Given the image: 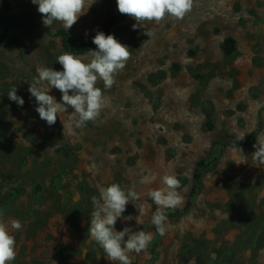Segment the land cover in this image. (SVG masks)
<instances>
[{
  "label": "rangeland",
  "instance_id": "1",
  "mask_svg": "<svg viewBox=\"0 0 264 264\" xmlns=\"http://www.w3.org/2000/svg\"><path fill=\"white\" fill-rule=\"evenodd\" d=\"M117 11L116 0H85L68 31L76 42L91 39ZM134 23L128 17L112 29L131 55L110 89L98 79L99 118L77 128L69 106L48 126L29 83L37 66L62 71L56 59L67 51L46 32L38 5L0 0V221L15 237L11 264H113L88 233L91 198L113 183L140 197L115 230L152 235L130 254L132 264H264V167L252 156L264 140V0H193L182 20L166 14L133 30ZM227 37L235 44L229 54ZM13 87L22 107L8 98ZM48 94L62 103L59 90ZM243 134L247 144L235 151L224 144ZM165 175L181 181L178 208L197 192L187 213L167 216L158 237L148 193L167 190Z\"/></svg>",
  "mask_w": 264,
  "mask_h": 264
},
{
  "label": "clouds",
  "instance_id": "2",
  "mask_svg": "<svg viewBox=\"0 0 264 264\" xmlns=\"http://www.w3.org/2000/svg\"><path fill=\"white\" fill-rule=\"evenodd\" d=\"M31 2L38 5L42 23L48 28L54 22H60L67 31L85 12V0H31ZM116 4L121 14L136 21L132 25L135 30L138 26H144L145 22H160L166 14L182 20L186 13L191 11L193 0H116ZM145 34L148 37L152 35L146 30ZM92 42L97 47L96 50H89L92 56L89 63H84L72 53L65 52L56 59L62 66V71L37 66V75L29 83L28 91L31 97L35 98L37 105L35 111L48 126L54 125L58 114L66 112L69 106L73 109L74 125L77 128H83L89 121L95 122L99 118L104 107V97L96 83L98 79L102 80L104 88L110 89L115 83V75L125 67L131 53L128 46L120 43L114 35H105L102 31L96 32ZM52 88L62 93V103H58L54 96L48 94ZM7 95L9 100L23 106L24 99L17 95L16 87L9 89ZM237 139L243 140L244 134ZM253 148L256 149L252 154L255 165L264 167V140H258L253 144ZM162 179L167 190H151L148 195L158 206V210L151 217V223L159 235L164 236L167 230L165 226L167 215L162 209H174L183 201L178 192L181 181L175 175H165ZM98 193V197L94 195L91 198L93 210L88 233L113 264L116 262L132 264L130 254L138 255L145 250L152 240V235L144 231L133 232L128 226L122 231H116L115 224L117 218L125 212L126 205L138 200L139 194L131 189L125 190L117 183L98 188ZM142 211L139 208L140 214ZM125 219L131 220L133 217L128 216ZM135 219L137 224H141L137 217ZM22 227L19 220L11 222V228L14 230H22ZM15 243V237L10 234L7 225L0 221V264H11L15 260L17 255ZM189 264H196L195 259L190 260Z\"/></svg>",
  "mask_w": 264,
  "mask_h": 264
},
{
  "label": "trees",
  "instance_id": "3",
  "mask_svg": "<svg viewBox=\"0 0 264 264\" xmlns=\"http://www.w3.org/2000/svg\"><path fill=\"white\" fill-rule=\"evenodd\" d=\"M128 17L129 16H127L125 14H121L119 11H117V12L109 15L108 17H106L102 21L100 31L104 32L105 35H109V34L113 35V32H112L113 27L117 26L119 23H121L122 21H124ZM20 23H22V22H20ZM25 23L27 26H29V24L27 22H25ZM17 25H19V24H17ZM45 30L49 34L59 36L61 38V41H62V44H63V47L65 48V50L67 52L72 53V54H76V55L85 54V53L89 52V50H92L95 47H97L92 42V38L87 39V40L82 41V42H76L73 39L70 32L68 30L66 31L65 28H60V29L53 31L51 27L50 28L45 27ZM224 49H225L226 53H228V54L232 53L235 50L234 39L232 37H227L225 39ZM224 144L229 145V146H233V147L234 146L239 147V146L247 144V142L245 140H239L238 141V140L230 139V140H227L226 142H224ZM196 192H197V187L194 186L192 191H191L189 200L187 201V203L182 208L176 207L174 209H164L163 211L165 212V214L167 216H180V215L187 213L193 204L192 199L195 196ZM155 229H156V227H155ZM157 236L159 237L158 232H157ZM158 241H159V238H157L153 244V253L154 254H155V247L157 246Z\"/></svg>",
  "mask_w": 264,
  "mask_h": 264
}]
</instances>
